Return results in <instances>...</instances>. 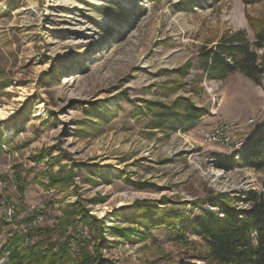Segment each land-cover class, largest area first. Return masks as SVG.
<instances>
[{
	"label": "rangeland",
	"instance_id": "1",
	"mask_svg": "<svg viewBox=\"0 0 264 264\" xmlns=\"http://www.w3.org/2000/svg\"><path fill=\"white\" fill-rule=\"evenodd\" d=\"M263 24L264 0H0V107L15 108L0 120V264L13 231L42 214L39 227L54 226L77 201L104 221L107 264H210L196 217L219 211V193L243 210L246 191L264 190V169L240 157L264 126V79L209 78L203 55L242 31L264 58ZM180 98L208 113L160 125L161 103L181 112ZM221 125L231 143H205ZM233 155L236 165H221ZM143 199L162 203L149 235H113L107 226L144 230ZM3 202L15 205L11 219ZM71 251L76 260L74 242Z\"/></svg>",
	"mask_w": 264,
	"mask_h": 264
},
{
	"label": "trees",
	"instance_id": "2",
	"mask_svg": "<svg viewBox=\"0 0 264 264\" xmlns=\"http://www.w3.org/2000/svg\"><path fill=\"white\" fill-rule=\"evenodd\" d=\"M255 39L256 45H263L264 24L255 30ZM252 46L242 31L226 35L216 47L210 48L203 55L208 77L225 80L230 74L242 71L254 83H261L264 79V58L258 56ZM177 102H183L181 112L175 106L168 107L161 103L169 110L160 125L169 126L180 119L183 125L193 124L208 113L207 108L196 106L188 99L180 98ZM253 143L252 149L244 150L240 157L247 166L258 171L264 169V126ZM43 158L40 155L34 157V160L40 162ZM236 164L235 155L221 161L224 167ZM48 179L51 184L64 180L51 173ZM245 195L248 206L242 210L235 207L227 193H219L218 201L213 202L219 205V211L204 209L201 216L194 220L192 232L203 238L209 247L208 254L203 258L210 264H264V190H248ZM160 204L162 203L151 199L136 201L144 220L142 227L145 228L142 231L132 225L115 224L107 227L113 235L124 240H134L136 234L144 239L149 235L148 223L156 220L162 210L159 209ZM125 217L128 219V216ZM30 220L31 217H28L22 222L27 223ZM81 226L87 228L92 234L91 238L83 234ZM188 227L187 224L179 228L183 237ZM105 232L102 218H97L90 208L77 201L66 207L54 226H33L24 233L19 229L13 231L4 249L9 254L10 264H107L102 247ZM57 233L68 234L67 240L55 242L53 236ZM72 242L76 244L78 251L76 260L71 251ZM91 245L92 250L89 248Z\"/></svg>",
	"mask_w": 264,
	"mask_h": 264
},
{
	"label": "built area",
	"instance_id": "3",
	"mask_svg": "<svg viewBox=\"0 0 264 264\" xmlns=\"http://www.w3.org/2000/svg\"><path fill=\"white\" fill-rule=\"evenodd\" d=\"M231 139H232V136L230 134V128L229 126H225V125L215 127L213 129V132L204 133V142L207 144L216 143V144L228 145L231 143ZM3 210H5L6 216L9 219H11L13 215H15L16 213L14 204L6 205L5 202H3ZM44 219H45L44 214L38 215L31 220L30 225H27V226L24 225L20 231L23 233L26 232L29 226L39 227L43 224L42 222L44 221Z\"/></svg>",
	"mask_w": 264,
	"mask_h": 264
},
{
	"label": "bare ground",
	"instance_id": "4",
	"mask_svg": "<svg viewBox=\"0 0 264 264\" xmlns=\"http://www.w3.org/2000/svg\"><path fill=\"white\" fill-rule=\"evenodd\" d=\"M27 95H28L27 90L23 88L20 91L19 100L23 101V99H25ZM14 113H15V108L13 105L0 107V120L1 121L9 120V118H11L14 115Z\"/></svg>",
	"mask_w": 264,
	"mask_h": 264
}]
</instances>
